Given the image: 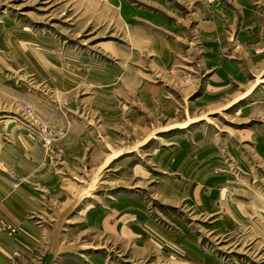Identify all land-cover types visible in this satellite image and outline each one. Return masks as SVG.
<instances>
[{
  "label": "rangeland",
  "instance_id": "rangeland-1",
  "mask_svg": "<svg viewBox=\"0 0 264 264\" xmlns=\"http://www.w3.org/2000/svg\"><path fill=\"white\" fill-rule=\"evenodd\" d=\"M27 181L69 252L11 264H264V0H0V182Z\"/></svg>",
  "mask_w": 264,
  "mask_h": 264
},
{
  "label": "crops",
  "instance_id": "crops-1",
  "mask_svg": "<svg viewBox=\"0 0 264 264\" xmlns=\"http://www.w3.org/2000/svg\"><path fill=\"white\" fill-rule=\"evenodd\" d=\"M42 175L45 177L44 173ZM31 185L30 181H27L22 187L10 190L7 185L0 182V211L10 218L17 229V234L13 238L0 235V264H11V255L15 252L30 256L43 242L44 230L36 227L29 220L33 213L41 209L38 194ZM44 233L47 234L44 243L47 245L44 252L46 257L69 252L58 250L61 246L57 243L52 230L49 229Z\"/></svg>",
  "mask_w": 264,
  "mask_h": 264
},
{
  "label": "built area",
  "instance_id": "built-area-1",
  "mask_svg": "<svg viewBox=\"0 0 264 264\" xmlns=\"http://www.w3.org/2000/svg\"><path fill=\"white\" fill-rule=\"evenodd\" d=\"M23 112L31 119L33 120V113L31 112V109L28 107L23 106ZM13 181L16 182V184H20L24 179L22 177H12ZM0 230L4 231L8 236H12L16 233L17 229L13 224L7 223L3 225V227H0Z\"/></svg>",
  "mask_w": 264,
  "mask_h": 264
}]
</instances>
